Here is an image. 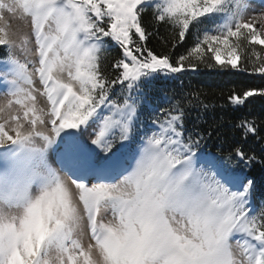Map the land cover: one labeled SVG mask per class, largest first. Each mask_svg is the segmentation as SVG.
Returning a JSON list of instances; mask_svg holds the SVG:
<instances>
[{
	"label": "snow or ice",
	"instance_id": "6c2138e0",
	"mask_svg": "<svg viewBox=\"0 0 264 264\" xmlns=\"http://www.w3.org/2000/svg\"><path fill=\"white\" fill-rule=\"evenodd\" d=\"M150 3L179 41L190 26L203 32L188 55L170 62L147 47L141 17ZM250 8L249 0H0L11 65L0 69L9 85L0 104V264H264V204L243 171L256 157L239 141L224 155L205 153L212 133L189 132L178 103L152 129L138 123L153 81L186 70L185 61L195 70L193 57L202 62L205 52L237 69L244 47L238 71L264 74V48L255 47L264 45V16L248 19ZM5 13L30 19L33 36L10 32ZM253 96L264 90L232 102ZM239 127L264 143L254 124Z\"/></svg>",
	"mask_w": 264,
	"mask_h": 264
},
{
	"label": "trees",
	"instance_id": "16d2710c",
	"mask_svg": "<svg viewBox=\"0 0 264 264\" xmlns=\"http://www.w3.org/2000/svg\"><path fill=\"white\" fill-rule=\"evenodd\" d=\"M141 23L147 33L146 44L154 54H166L170 62L178 60L179 55H188L197 43L198 31L190 26L183 41L178 40V30L164 21H159L152 9L146 8L142 13ZM241 41L243 39H240ZM259 51L261 47L255 46ZM240 63L237 69H221L211 54H206L202 62L196 61L195 70L189 68L185 61V69L172 75L160 74L151 85L150 97L153 103H159L166 108H172L177 103L186 113L185 127L196 133L212 135L207 137V143L202 145L205 153H215L217 156L226 154L223 150L239 141L246 146L248 154L256 157V161L243 171L253 179L256 191L255 197L259 204H264V143L252 134L247 139L240 125L254 124L259 135L264 136V97H248L244 105H236L232 97L241 96L246 91L259 92L264 90V74L249 70L240 72L245 65L247 53L244 47L238 48ZM8 50L0 47V62L8 59ZM120 50H110L107 60L119 58ZM211 63L214 67H207ZM116 87H120L117 85Z\"/></svg>",
	"mask_w": 264,
	"mask_h": 264
},
{
	"label": "rangeland",
	"instance_id": "374dc122",
	"mask_svg": "<svg viewBox=\"0 0 264 264\" xmlns=\"http://www.w3.org/2000/svg\"><path fill=\"white\" fill-rule=\"evenodd\" d=\"M249 2L251 4V8L248 11V16H247L248 19H252V17L259 18V17L264 16V0H249ZM147 8L152 9L153 14L156 16V10H155V7H154V3H150L147 6ZM5 15L7 17V23L10 26L9 27V31L10 32H12V33H14L16 35H19V36H25V35H27L29 37H32L33 36V32H32V29H31V24H30V19H28V18H22L20 16H11V15H9L7 13H5ZM201 19H203V17H201ZM219 22H222V21H219ZM0 26H3L2 25V22H0ZM211 27L214 28L215 25H212ZM256 27L259 29V27H260L259 23H257ZM198 33H199V38L202 39L203 38V32L201 31V32H198ZM236 39L237 38H231V40H236ZM239 39H243V37H240ZM259 46L264 47V45H259ZM205 48H206V46H205ZM8 52H9V50H8ZM236 53H237V56L239 57V59L237 61V68H238L239 63H240V53H239L238 48L236 49ZM16 54L22 60L25 58L18 51H17ZM206 54H208V52H205L203 54V59L205 58V55ZM209 54H211V53H209ZM7 61H8V59L0 62V69H10L11 68V65ZM213 61L216 64V62H215L214 59H213ZM195 62H196V60L193 57V63H195ZM216 65L218 67H220V65H218V64H216ZM228 68H230V66H228ZM167 75H172V73H169ZM38 87H41V89H42V85H38ZM8 90H9V85L6 82H4V81H0V104H3L4 103L5 93ZM37 103H38V106L39 107H45V105L47 104L46 98L43 97V96H38L37 97ZM164 110L165 109H164L163 105H161L159 103H153L151 100H149V103H148V105H147L144 113L142 115H140V117H139L138 123L140 125L141 132H144L147 129H152L153 128L152 118L157 113L162 114L164 112ZM155 130L158 131V129H155ZM148 135H151V132H148ZM49 162L59 172L60 165H59L58 162H56L53 159V157H52L51 154L49 155ZM0 166H2V162H0ZM60 175L64 176V173L63 172H60ZM253 199L255 200L256 206L259 207L258 201L255 198H253ZM106 215H107V218H110V213H108ZM85 228L87 230V236L85 237V241L84 242L85 243H88L89 242V238H90L91 235H90V231H89V228H88V225H87L86 217H85ZM244 239L245 238L242 237V236H240V235H237V236H234L233 237V241L240 240L241 243L244 242Z\"/></svg>",
	"mask_w": 264,
	"mask_h": 264
}]
</instances>
